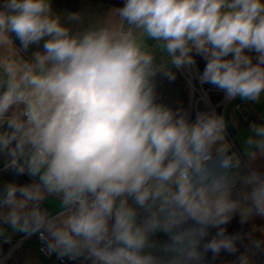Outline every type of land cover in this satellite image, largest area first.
<instances>
[{
  "label": "clouds",
  "instance_id": "obj_1",
  "mask_svg": "<svg viewBox=\"0 0 264 264\" xmlns=\"http://www.w3.org/2000/svg\"><path fill=\"white\" fill-rule=\"evenodd\" d=\"M158 73L187 76L190 97L194 76L202 99L208 84L224 103L260 102L264 0H123L87 26L53 0H0V173L30 178H0V236L38 235L82 264H202L209 251L255 264L264 226L227 225L264 218V122L236 151L226 115L168 106Z\"/></svg>",
  "mask_w": 264,
  "mask_h": 264
},
{
  "label": "crops",
  "instance_id": "obj_2",
  "mask_svg": "<svg viewBox=\"0 0 264 264\" xmlns=\"http://www.w3.org/2000/svg\"><path fill=\"white\" fill-rule=\"evenodd\" d=\"M115 5L100 1V0H53L54 11L65 15L67 12L79 11L82 14L84 24L87 26L94 20L105 17L110 8ZM19 44V41H16ZM35 49H30L29 53ZM217 113H224L229 121L228 124V137L227 139L232 142L236 151L242 152L243 142L249 135V125L255 122H264L261 117L264 116V96H262L260 102L242 101L236 99L235 101L224 103L223 99L213 105ZM197 110L205 111L211 110L204 102L198 100L195 104V112ZM235 122V123H233ZM260 171H264V158H261L253 165ZM0 167H3L2 161H0ZM0 178L4 181L11 182L16 180L19 183L30 182V178L27 175L13 177L8 173H0ZM49 210H53L55 205L53 202H46L45 205ZM238 222L239 216L237 215ZM239 225L244 233L252 232L253 227L264 226V218L256 217L254 221ZM23 233H13L11 229H8L7 233L0 238H15ZM154 239L158 241H164L167 239L166 234L157 233ZM8 244L5 242L2 244L3 249H6ZM255 264H264V254H259L255 258ZM7 264H60L58 260L53 257H46L38 249V241L34 236H30L25 242L11 255V258L7 261Z\"/></svg>",
  "mask_w": 264,
  "mask_h": 264
},
{
  "label": "trees",
  "instance_id": "obj_3",
  "mask_svg": "<svg viewBox=\"0 0 264 264\" xmlns=\"http://www.w3.org/2000/svg\"><path fill=\"white\" fill-rule=\"evenodd\" d=\"M100 1L113 4L117 7L122 6L123 4V0ZM249 54L255 57L254 52H250ZM193 55L196 58L197 67L200 71H203L204 61L202 57L196 55L195 53H193ZM153 83L156 85L157 91L163 93L164 102L168 106L175 108L177 106L183 105L185 108H189V88L187 86V82L180 73H177V79L172 82L168 81L166 77L158 73L154 78ZM205 88L207 89L208 98L211 105H215L223 99V93L215 89L213 86L205 84ZM192 116L195 118V110L192 111ZM227 230L229 234L234 232H243L239 225L237 215L234 216L230 224L227 225ZM215 231L216 229H212L209 237L206 239H210L211 236L214 235ZM212 255L213 254L210 251L207 252L204 255L202 264H229V262L235 259L234 256L222 252L219 258H217L215 261H212Z\"/></svg>",
  "mask_w": 264,
  "mask_h": 264
},
{
  "label": "built area",
  "instance_id": "obj_4",
  "mask_svg": "<svg viewBox=\"0 0 264 264\" xmlns=\"http://www.w3.org/2000/svg\"><path fill=\"white\" fill-rule=\"evenodd\" d=\"M181 75L183 76V78L187 82L188 77L183 75V74H181ZM192 82H193L194 87L196 88V91L191 95V97L189 95V108L191 109V112L195 110V104L198 100L204 102L209 108L213 109L214 107L209 102L208 93H207V89L205 88V85H203V90L207 95L204 96V98L202 99L201 98L202 92L200 90L201 86L199 85L198 81L195 79L194 76L192 77ZM189 92H190V90H189ZM233 148H234V150H236V147L234 144H233ZM33 236L38 241V249L46 257H53L56 260H58L60 262V264H82V260L72 261V260H69L67 257L59 258L54 253H51V254L48 253L45 249L44 244L39 239L38 235H33ZM29 237L30 236H27L25 234H21L20 236H17L15 238H0V259H3L4 257L8 256V254L10 252L13 254V252L16 251L25 242V240ZM5 242L8 244V246L6 249H3L2 244Z\"/></svg>",
  "mask_w": 264,
  "mask_h": 264
}]
</instances>
